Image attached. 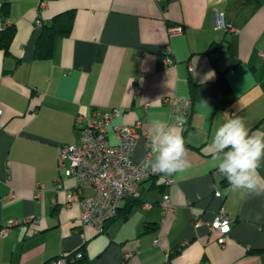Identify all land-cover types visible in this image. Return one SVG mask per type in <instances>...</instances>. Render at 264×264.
<instances>
[{"label": "crops", "instance_id": "1", "mask_svg": "<svg viewBox=\"0 0 264 264\" xmlns=\"http://www.w3.org/2000/svg\"><path fill=\"white\" fill-rule=\"evenodd\" d=\"M3 1L16 34L11 53L0 51V264H46L83 246L91 264H264V195L231 191L211 147L229 116L264 131V0ZM65 11L70 32L54 39L49 58H37L36 19ZM174 24L181 34L170 35ZM169 96L192 101L182 133L191 166L171 185L162 173L141 182L128 217L105 232L83 225L80 204L66 200L77 181L57 161L59 146L81 135L77 116L119 108L113 124L140 121L145 132L134 159H153L150 121H174ZM258 171L264 176V162ZM165 193L174 205L166 216ZM222 207L237 222L221 245L219 232L193 222L212 221Z\"/></svg>", "mask_w": 264, "mask_h": 264}, {"label": "built area", "instance_id": "2", "mask_svg": "<svg viewBox=\"0 0 264 264\" xmlns=\"http://www.w3.org/2000/svg\"><path fill=\"white\" fill-rule=\"evenodd\" d=\"M40 7H45V1L40 2ZM35 23L41 26L44 20L38 17ZM216 24L219 28L227 29L223 13L216 12ZM182 32L183 27L180 24L171 25L169 28L170 35ZM260 55L264 58V52ZM172 62L170 57L165 59L166 65ZM163 101L173 115L189 114L192 103L190 98L169 96ZM2 113L3 110L0 108V116ZM119 113V108H112L106 112L96 108L90 117L83 119V116H77V129H80L81 135L73 143L60 145L57 156L59 166H66L67 175L74 176L77 181L75 189L66 196L67 203L78 202L81 206L80 218L83 225L93 227L98 233L105 232L107 222L118 213L128 197L139 195L138 187L141 182L161 174L145 168L143 163L145 160L134 159L136 145L139 139L145 136V132L141 128L140 121L132 125L113 124L114 118ZM187 128L184 124L183 130L186 131ZM111 137L115 139L114 142ZM165 182L171 185L174 183V178L166 176ZM84 187L91 188L93 195L83 196L81 193ZM41 192L38 190L36 196L39 197ZM144 205L150 208L152 203L147 202ZM159 205L164 216L173 210L174 205L169 193L163 195ZM31 222L36 225L39 219L31 218ZM236 222L237 217L222 207L212 221L207 222L201 217H196L193 223L195 226L207 224L211 231L219 232L218 242L222 245ZM8 229V225L3 227L1 234L7 233ZM36 231L35 229L34 232ZM155 243H158V240ZM79 255L80 253L77 256ZM68 262V259L61 255L47 264H68Z\"/></svg>", "mask_w": 264, "mask_h": 264}, {"label": "clouds", "instance_id": "3", "mask_svg": "<svg viewBox=\"0 0 264 264\" xmlns=\"http://www.w3.org/2000/svg\"><path fill=\"white\" fill-rule=\"evenodd\" d=\"M202 103L208 107L206 102ZM185 123L182 114H177L171 123L161 119L150 121L149 140L154 158L143 162L145 168L171 176L191 166L182 134ZM211 147L213 160L218 162L215 167L226 178L231 191L264 195V176L258 171L264 162V131H250L243 118L229 116L215 130Z\"/></svg>", "mask_w": 264, "mask_h": 264}, {"label": "trees", "instance_id": "4", "mask_svg": "<svg viewBox=\"0 0 264 264\" xmlns=\"http://www.w3.org/2000/svg\"><path fill=\"white\" fill-rule=\"evenodd\" d=\"M8 9L9 3L7 1H3L0 5V51L4 52L6 55L11 53V44L16 34V26L14 24L7 23ZM72 19V12L65 11L57 14L51 22H44L41 25V32L38 36L35 47V56L37 58L47 59L51 56L54 39L59 35H65L70 32ZM139 197V195L135 197H128L124 205L119 209L118 213L107 222L106 227L118 218L122 217L126 219L134 204L137 203L134 201H136ZM79 253L80 255L77 256ZM61 255L68 259V264H91L90 259L85 254L84 246L68 253H61L49 260L47 263L60 257Z\"/></svg>", "mask_w": 264, "mask_h": 264}]
</instances>
